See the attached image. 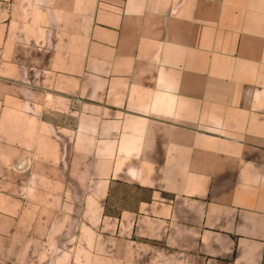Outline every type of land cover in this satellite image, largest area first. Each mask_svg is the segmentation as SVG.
<instances>
[{"label":"crops","instance_id":"obj_1","mask_svg":"<svg viewBox=\"0 0 264 264\" xmlns=\"http://www.w3.org/2000/svg\"><path fill=\"white\" fill-rule=\"evenodd\" d=\"M45 127L102 263L264 264V0H0L4 196Z\"/></svg>","mask_w":264,"mask_h":264},{"label":"rangeland","instance_id":"obj_2","mask_svg":"<svg viewBox=\"0 0 264 264\" xmlns=\"http://www.w3.org/2000/svg\"><path fill=\"white\" fill-rule=\"evenodd\" d=\"M50 108L44 106L45 116L61 128L72 127L66 102L53 106V115L47 112ZM50 129L45 127L42 168L35 166V155L28 154L32 167L6 172L11 196H4L9 187L4 184L0 151V264H117L101 261L98 196L84 190L82 169H68L66 134L57 138L60 151H51ZM23 180L28 196H19ZM108 253L114 254L111 249Z\"/></svg>","mask_w":264,"mask_h":264}]
</instances>
